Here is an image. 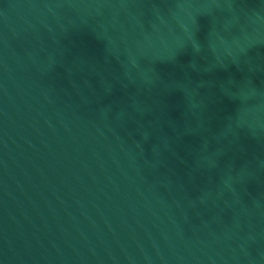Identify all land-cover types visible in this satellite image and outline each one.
I'll return each mask as SVG.
<instances>
[{
    "label": "water",
    "instance_id": "obj_1",
    "mask_svg": "<svg viewBox=\"0 0 264 264\" xmlns=\"http://www.w3.org/2000/svg\"><path fill=\"white\" fill-rule=\"evenodd\" d=\"M0 264H264V0H0Z\"/></svg>",
    "mask_w": 264,
    "mask_h": 264
}]
</instances>
